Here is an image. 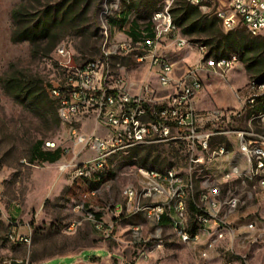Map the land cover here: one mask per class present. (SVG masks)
<instances>
[{
    "label": "rangeland",
    "instance_id": "rangeland-1",
    "mask_svg": "<svg viewBox=\"0 0 264 264\" xmlns=\"http://www.w3.org/2000/svg\"><path fill=\"white\" fill-rule=\"evenodd\" d=\"M164 2L165 0L160 5L161 9L154 13H167L171 19L169 8L172 0H169L168 4ZM17 4L18 0H0V76L9 65H12L15 70L37 76L45 85L57 86V80L63 77V73L56 64L54 50L47 58L35 57L31 54L27 42L13 44L9 40L10 11ZM122 8L119 0H101L98 10L89 17L91 27L86 35H91L97 28L99 37L97 56L90 57L77 53L75 47L79 38L72 33L63 37L59 44L64 43L70 49L78 64L98 59L102 54L103 29L107 30V41L128 38L127 25L118 28L111 27L108 23V20L119 15ZM131 16L135 17V14L132 13ZM233 31L248 34L242 24ZM263 35L264 32L259 34V36ZM185 39L191 44V49L174 48L173 38L170 37L165 41V49L162 51L164 58L175 62L177 77L182 76L185 66L198 64L196 46L201 44L191 43L187 38ZM206 50L208 52L207 47ZM136 55V52H119L110 59L111 68L114 70L116 64L122 66L127 81L135 85V88L142 83H148L156 88L154 70L147 63H138ZM231 55L236 56V62L226 77L219 78L204 70L199 71L203 90L197 97L198 109H235L248 97L251 81L237 54L231 53L229 56ZM165 94L158 93L159 96ZM260 97L253 99V102L255 101L252 102L253 109L245 108L242 117L238 120L200 125L199 135L211 133L212 136L208 141L211 149L223 143L227 147L229 157L236 154V136L227 132L246 130L249 132L250 126L254 134L264 135V125L259 119L264 112H258L255 108ZM47 100H51V97L49 96ZM81 125L77 122L76 128ZM72 129L73 124H63L58 121L50 107L33 112L21 106L0 89V184L2 187L0 264L4 260L16 259L39 264L51 258L56 259L43 264H62L70 259L59 257L75 256L81 251H83L80 254L82 259L96 257L98 259L93 260L99 263L103 262L99 258L105 259L112 253L113 262L109 260L112 264H264V193L247 177L225 181L224 173L229 168L228 159L208 162L202 166L203 175L219 188L220 199H225L227 196L238 199L234 211L223 218L227 232L225 231L223 237L217 240L214 248L209 251L208 258L202 259L200 252L205 247L208 237L214 233L217 223L211 222L202 228L196 244H182L176 238L171 226L156 227V230L160 231L156 233L144 217L137 213L129 215L122 197L124 188L139 189L145 180L143 176L137 174L138 169L160 173L173 168L181 176L188 178V161L191 153L188 151L186 141L138 146L111 155L107 160L109 174L100 178H105L101 183L97 182L100 179L96 176L91 181L71 180L68 175H62L57 171L59 164L57 162L39 164L30 160L31 147L36 141H42L44 145L52 143L55 147H60L65 158L77 153V147L70 137ZM81 130L84 133L92 132V122H85ZM97 131L100 136L105 135L103 129L98 128ZM145 155H149L146 166L140 163ZM91 156V152L84 151L80 153L79 158L83 160ZM233 158H239V155ZM192 179L194 181L193 176ZM198 187L200 188V179L195 181L193 199L186 201L185 220L189 229L194 225L189 203L193 201L199 204ZM116 206L121 208L120 215L115 213ZM90 214L99 215L98 222L92 217L88 218ZM72 222L74 228L64 230ZM132 225L139 226V241L133 238ZM248 225H252L253 229H249ZM9 235H17V237L28 235L30 242L28 244L13 242L8 239ZM160 240L162 247L153 250L145 259L141 253L147 254Z\"/></svg>",
    "mask_w": 264,
    "mask_h": 264
},
{
    "label": "built area",
    "instance_id": "built-area-1",
    "mask_svg": "<svg viewBox=\"0 0 264 264\" xmlns=\"http://www.w3.org/2000/svg\"><path fill=\"white\" fill-rule=\"evenodd\" d=\"M168 1L165 0L164 4H168ZM188 3H198V0H189ZM199 11L216 19H223L221 29L224 33L235 30L240 24L250 35L258 36L264 32V0H213V5L199 6ZM170 37L173 38L174 48L191 49L186 46V39L180 36L175 25L166 22L162 17L161 29L149 37L138 38L135 42L130 38L105 41L102 35V54L98 59L82 64L75 63L72 68L63 67L64 77L57 80V86H51L52 96L59 110L65 113V121H71L73 124L70 137L77 147V153L65 158L62 152L57 171L62 175H68L71 180L91 181L98 175L100 168H104L106 155L122 153L123 146L138 147L186 141L188 151L191 153L188 161V178L178 180V172L173 169L171 171H175V178L154 177L166 178V185L163 188L151 190L127 187L122 191V197L129 215L130 213L141 215L155 232L159 233L160 231L156 230V213H163V219H170L177 226L178 232H183L186 236L185 244L193 245L199 240V232H194L183 225L185 211H180L179 187H187L192 200L194 193L190 191V175L204 171L202 166L206 163L215 162L209 153L208 144L212 134L199 135L200 125L238 120L245 108L253 109L252 100L264 93H258V89L250 87L243 108L200 112L196 109L197 97L203 90V87H200L199 71L204 70L224 78L235 63L227 64L224 61L209 63L204 57H199L197 65L185 66L182 76L177 77L175 75L177 68L172 61L170 67H164L160 73H154L156 88L148 83H142L135 88V85L127 81L122 66L116 64L114 70L111 68L110 59L121 51L136 52V61L147 63L151 68V62L157 57H164L162 51L165 49V41ZM57 53H62V47ZM59 64L63 65V62ZM160 92L166 94L159 96ZM89 121L93 124V131L82 132L84 123ZM77 122L82 124L79 128H76ZM98 128L103 129L105 135L100 136ZM228 133L236 136L237 153L233 155L243 156V164H229L228 171L224 173V180L228 182L247 177L252 181L251 162H258V169L263 171V181L254 183L256 187L264 188V135L252 137L248 130ZM51 145L52 143H49L46 146ZM219 147L220 154L228 159L226 145L222 143ZM84 151L91 152L92 156L81 160L79 155ZM137 174L146 173L137 170ZM1 194L0 184V196ZM172 196H179L178 212H169ZM198 202L200 205L192 201L198 212L194 219H200L203 228L211 222L217 223L214 233L208 237L205 247L200 252V257L206 259L217 240L225 234L223 218L234 211L238 199L234 196L220 199L219 188L213 182H208L204 184L202 199H198ZM121 212L120 207L115 209L117 215ZM91 217L93 218L90 214L88 218ZM247 227L253 229L252 225ZM66 228H74V222L64 230ZM131 233L134 239L140 240L138 225L131 226ZM8 239L16 243L30 242L29 236L9 235ZM161 247L160 240L145 254V259L153 250ZM1 264H10V260H4ZM22 264L30 263L27 261Z\"/></svg>",
    "mask_w": 264,
    "mask_h": 264
},
{
    "label": "trees",
    "instance_id": "trees-1",
    "mask_svg": "<svg viewBox=\"0 0 264 264\" xmlns=\"http://www.w3.org/2000/svg\"><path fill=\"white\" fill-rule=\"evenodd\" d=\"M100 1L18 0V4L10 11L9 40L13 44L27 42L33 56L47 58L60 40L72 33L79 38L75 51L81 55L95 57L99 53L97 28L91 35L87 36L86 33L91 27L89 17L98 10ZM119 1L123 8L117 17L108 20L109 25L122 28L128 24L126 35L133 42L138 38L149 37L153 32L150 15L161 9L160 5L164 0ZM130 13L135 14L131 20L128 19ZM169 14L180 36L187 38L191 43L206 46L207 56L219 59L236 53L250 81L256 84L264 82V35H245L238 31L224 33L216 18L202 14L187 0H172ZM73 63H77L74 56ZM0 89L33 112L50 107L59 121L57 102L50 94L51 85H45L37 76L15 70L14 66L9 65L0 76ZM49 96L51 100H47ZM256 106L258 112H264V94L258 99ZM43 147L42 141H36L32 145L30 156L32 162L54 164L59 160L62 154L60 147H55L51 151ZM143 158L140 163L146 166L149 155ZM104 179L97 182L101 183ZM189 209L193 217L198 214L191 202ZM92 216L98 220V216Z\"/></svg>",
    "mask_w": 264,
    "mask_h": 264
},
{
    "label": "bare ground",
    "instance_id": "bare-ground-1",
    "mask_svg": "<svg viewBox=\"0 0 264 264\" xmlns=\"http://www.w3.org/2000/svg\"><path fill=\"white\" fill-rule=\"evenodd\" d=\"M188 1L189 0H187V2ZM190 4L197 7L199 10V6L208 7L210 5H213V0H198V3H190ZM153 16L154 17L151 18L152 23H153V32L152 33H156L158 29H161L162 17L164 18V20L166 22L172 23L169 15L167 13L157 12V13H154ZM217 20L219 21L220 27H223V19H217ZM103 31H104L103 35L105 36V41H107L108 40L107 30L103 29ZM252 36H256V35H252ZM186 46L191 47V44L186 41ZM60 47H62V53H57V52H60ZM196 48H197L198 56L204 57V59H206V62L222 63L224 61L227 64H234L236 62V56H234V55H231L227 58L214 59L211 56H207V52H206L207 50H206L205 46L198 45V46H196ZM54 54L56 57V64H57L58 68L62 71L63 77H64V68H72L75 65V63H73V55H72L70 49L64 43H60L56 46V48L54 50ZM60 62H63V65L59 64ZM171 63H172V61H170L167 58L157 57L153 62H151V68L154 70V73H160L162 68L170 67ZM198 63H199V58H198ZM228 72L229 71H227V73ZM250 86L253 87V89H258V92L264 91V82L260 83V84L259 83L256 84L255 82H251ZM200 87H203L201 79H200ZM50 94L52 96V89L50 90ZM252 102H253V100H252ZM57 115H58V118H59L61 123L72 124L71 121H65V113H62V111L59 110L58 105H57ZM240 117H242V112L240 113ZM259 119H260V121L263 120L264 114L260 115ZM261 124L264 125V121H261ZM71 131H73V129ZM249 132H250V135L252 137L262 136V135L254 134L251 131L250 126H249ZM47 144H49V143H46L44 145L46 149L55 147L54 144H52L50 147H48V146H46ZM134 147H136V146H123L122 151L131 149ZM62 152H63V150H62ZM209 153L211 154V158H213L214 161H217V160L220 161L221 159H224V155L220 154L219 144L215 145L212 149L209 146ZM234 156L235 155L230 156V157L228 156V161L230 162V164H243V156L239 155V158H233ZM110 157H111V155H106L104 168H100L98 175H96L97 179H100L101 177H105V175L108 173L107 160ZM57 163H59V160L57 161ZM171 170H173V168L166 169L165 171L160 172V173H154V172L146 171L143 169H138V171L146 173V174L141 175L144 177L145 180L141 183V186L139 189L148 188L151 190H159V188H163L164 185H166V178H175V171H171ZM251 170H253V174H252V181L253 182L263 181V171H262V169H258V162H251ZM203 172L204 171H197V172L193 173L192 175H190V191L192 193H194V191H195L194 190L195 181L197 179H200V188L198 187L200 189L199 194H198V199H202L204 184L211 182L208 177L203 175ZM192 176L194 177V181L192 179ZM199 176H200V178H199ZM154 177H166V178L155 179ZM178 180H185V177L181 176L178 173ZM134 189H136V188H134ZM260 190L264 193V188H260ZM123 191H125V188ZM179 194H180V211H185L186 201L190 199L189 189L187 187H179ZM178 203H179V196H172L170 198V202H169V212H178ZM131 214H133V213H131ZM185 219H186V217H183V225H185L188 228V226L186 225ZM164 220H167L168 223L170 224V226L173 228L175 236L178 239V241L182 244H185L186 243V236L183 234V232H178L177 226L174 223H172V221L170 219H163V213H156V227H158V228L161 227ZM202 228H203V225H202V222H200V219H194V225H193L191 230L194 232H200ZM200 235L201 234L199 233V236ZM145 254L146 253H144V252L141 253V255L143 257H145ZM22 263H27V261L21 262V261H17V259L16 260H10V264H22Z\"/></svg>",
    "mask_w": 264,
    "mask_h": 264
},
{
    "label": "crops",
    "instance_id": "crops-1",
    "mask_svg": "<svg viewBox=\"0 0 264 264\" xmlns=\"http://www.w3.org/2000/svg\"><path fill=\"white\" fill-rule=\"evenodd\" d=\"M131 14L132 13H130L129 14V16H128V19L129 20H131V19H133L134 17H132L131 16ZM130 17H132L131 19H130ZM127 25V27H128V24H126ZM220 25V24H219ZM125 26V25H124ZM123 26V27H124ZM121 30H123V29H121ZM126 32H127V30H126ZM199 76V75H198ZM199 78H200V76H199ZM202 84H203V82H202ZM197 102V101H196ZM243 106V104L242 105H240L238 108L236 107L235 109L236 110H239V109H241V107ZM196 109L198 110V111H200V112H202V111H210V110H213V109H198L197 108V106H196ZM45 150H49V151H51V150H53V149H55V147L54 148H44ZM56 163V162H55ZM230 164V162L228 161V165ZM210 169H211V166L209 167ZM118 207L119 206H116L115 207V209H118ZM96 216H98V219H99V215H96ZM95 222H98V220H96L95 219ZM162 224V223H161ZM161 226H168V227H170V224L168 223V221L167 220H164L163 221V224L161 225ZM19 236H28V235H19ZM83 251H81V252H79L77 255H75V256H64V257H59V258H66V259H70L67 263H62V264H112V263H110L109 262V260H111L112 258H113V254L111 253V254H108L106 257H105V259L104 258H99V260H101V261H103V262H101V263H99V262H97V260H93V259H98V258H96V257H94L93 259H88V260H86V259H82V257H81V253H82ZM58 258V257H57ZM52 259H56V258H51V259H48L47 261H45V262H41V263H39V264H43V263H46V262H48V261H50V260H52ZM114 259V258H113ZM111 262H113L112 260H111Z\"/></svg>",
    "mask_w": 264,
    "mask_h": 264
}]
</instances>
